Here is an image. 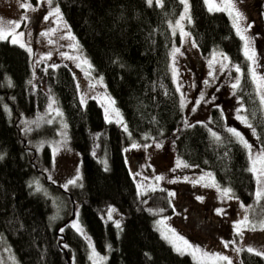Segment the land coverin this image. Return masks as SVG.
Masks as SVG:
<instances>
[{"label":"trees","instance_id":"16d2710c","mask_svg":"<svg viewBox=\"0 0 264 264\" xmlns=\"http://www.w3.org/2000/svg\"><path fill=\"white\" fill-rule=\"evenodd\" d=\"M53 1L77 49L92 72L103 78L130 139L105 119L96 99L81 102L71 67L41 64L33 86L28 54L0 42V234L19 264H91L93 248L107 255L104 264H197L174 252L155 230V221L174 215V205L169 189L138 192L126 154L136 142L159 144L162 158L182 161L187 173L209 172L219 185L231 189V199L249 207L251 223L264 220V197L256 199L257 182L248 171L246 151L228 131L235 129L264 150V113L243 42L229 17L210 12L203 0H190L186 29L197 53L227 55L230 63L223 77L232 76L239 66L240 84L208 112L186 120L170 64L171 52L181 42L169 27L181 13L179 0H163L161 5L147 0ZM50 98L61 109L70 145L79 156L80 184L67 189L46 181L43 174L52 160L48 146L39 147L54 133V125L43 119ZM238 116L246 117L252 127ZM39 175L47 190L33 188ZM174 188L194 197V189ZM73 209L84 234L71 227L74 220L61 227ZM109 209L117 212L119 227L108 219ZM177 229L213 250L205 236ZM238 257L240 264H264L262 256L248 250L239 251Z\"/></svg>","mask_w":264,"mask_h":264},{"label":"rangeland","instance_id":"374dc122","mask_svg":"<svg viewBox=\"0 0 264 264\" xmlns=\"http://www.w3.org/2000/svg\"><path fill=\"white\" fill-rule=\"evenodd\" d=\"M179 1L182 5L181 13L178 18L169 22V27L171 32L180 38L181 42L179 46L174 48L179 49L175 57H173V51L171 52L170 64L172 78L173 69H175L176 75L173 81L177 89L180 105L183 103L184 118L190 120L197 112L205 114L219 100L232 96L236 91V89L234 90L232 88V84L236 82L239 74L235 72L232 74L233 77H223L230 63L227 55L228 60L224 61L223 56L225 54L218 51L205 57L197 53L196 47L186 29L189 23L190 0H187L189 6L188 16L183 20L180 18L184 15V4L181 0ZM203 1L205 3V0ZM27 2L32 5V8L25 10L20 7V0H0V24H3L10 30L11 26L9 22H19L20 27L16 29V32L23 33V36H19L18 38L25 47H20L19 43L13 44L11 37L0 40V42L8 41L10 44L20 47L28 54L31 76L34 78L32 85L36 86L37 84L36 71L37 67L41 64L71 67L75 71V78L77 85H79L78 89L83 101L89 98L96 99L101 104L104 113L105 109L109 108V119L107 121L117 124L125 133L126 137L130 139L128 130H125V128L127 129L126 124L115 103L109 106V99L111 101L114 100L107 92L103 78L97 77L92 72V66L88 67V65L83 63L84 60L88 61V59L77 49L76 40L72 36L61 14L59 19L56 15H49V13H53L57 8L54 1L27 0ZM162 2L163 0H159L158 4L157 0H152L151 3L161 5ZM213 2L217 5H222V0H213ZM234 3L236 9L244 17L240 21L239 27L257 54L255 65H252L248 61L249 71L250 68L254 67L256 75L264 77V0H234ZM205 5L208 9L209 6L206 3ZM221 12H224L229 17L233 25V17L229 15V12L227 10ZM45 16H48V19H44ZM177 21H180V27H177ZM234 29L237 34L235 27ZM182 32L187 35H182ZM42 33H47V35H42ZM69 33L71 34V38ZM242 42L244 47L245 42L243 40ZM214 56L215 62L210 65V61H213ZM225 63L227 67L221 70V65ZM88 64H90L89 61ZM210 72L211 75H209ZM254 85L257 92V85L255 83ZM201 94H203V100H200ZM261 94H264V89L261 90ZM197 100H200L198 105L196 104ZM53 101V98H50L45 113L46 118L44 117L43 119H46L47 122L51 121L48 124L54 125V133L51 137L43 139L39 143V147L42 145L48 146L52 158L51 167L45 170L43 174L46 175V181L67 189L70 185L67 188L64 185L67 184L68 180L75 179L77 169H79L80 175L79 156L70 145L63 113L58 104L55 101L53 103ZM50 104L52 105L51 108H49ZM113 108L119 112V116L112 111ZM193 108H195V111H193ZM56 110H59L62 115H58ZM262 110L264 113V108ZM247 142L252 145L251 155H257L260 151L256 148L253 141L249 138ZM135 144L138 147L133 148V144H131L127 148L126 154L129 158L138 192L144 194L152 190L169 189L168 191L172 193L171 197L175 210L174 215L155 221L154 227L174 252L189 256L197 264H227L226 261L215 259L216 256H227L232 261V264H240L238 257L239 251L252 248L254 249L253 252H264V230L258 227L260 223H251L252 221L249 219V207H242L241 204L231 199V195L230 198L223 197L215 187L205 186L210 185L213 179L212 175L211 177L208 176L210 174L209 172L205 171L202 173L196 171V174L194 172L187 173L189 170L183 164V167H177V162L180 160L169 162L162 158L160 146L157 147L159 144L154 143L147 147L143 146V143L136 142ZM37 149L39 150V148ZM54 149H56L55 155H53ZM245 151L249 160V152L247 149ZM40 176L36 177L32 182L35 190H37L38 186L41 190H44L43 186L45 182ZM157 177H162V179L157 180ZM214 181L219 185L215 179ZM78 184H80V179L74 185ZM178 186L194 189L193 194L195 198L191 197L189 193H185L184 189L174 188ZM219 187L221 189L224 188L221 185ZM259 187L260 185L257 184V190ZM45 189L47 190L48 188L45 187ZM54 190L56 194H60L59 190ZM201 192H204L206 196L201 197L197 195V193ZM197 196L202 198L198 202L194 200H198L196 198ZM52 199L55 200L56 198ZM66 202L68 203L69 209H71L68 199H66ZM210 209L212 210L211 212ZM217 210L222 211L218 214ZM111 216L112 219L109 220L113 221L116 225L119 224L117 212H112ZM245 216L248 217L249 224L247 227H242L240 234H237L234 225L242 221ZM198 219H200V224ZM74 222L78 223L77 220H74L72 224ZM252 225H257L255 230H253ZM176 227L193 234L196 238L200 235L205 236V243H210L213 250L204 247L205 244L201 246L192 241ZM169 229L172 231H169ZM173 232L175 236H173ZM165 236L168 239H165ZM176 237H182L192 248L185 250L183 253L177 252L174 245L183 247V242L182 240L176 239ZM234 237H237V241L233 240ZM225 242L228 243L227 247H225ZM93 249L89 257L92 255ZM194 249H199L200 251L194 253ZM95 253L97 254L94 258L96 264H104L107 255L104 257L96 251ZM262 257L264 258V256ZM90 263L93 264V259H90ZM0 264H19L9 245L4 242L1 234Z\"/></svg>","mask_w":264,"mask_h":264},{"label":"snow or ice","instance_id":"6c2138e0","mask_svg":"<svg viewBox=\"0 0 264 264\" xmlns=\"http://www.w3.org/2000/svg\"><path fill=\"white\" fill-rule=\"evenodd\" d=\"M148 2L151 4L152 0H148ZM181 2L184 4V15H182L180 19L183 20V19H185V17L188 16L189 6H188V3H187V0H181ZM157 3L159 4V0H157ZM205 3L209 6L208 10L210 12L211 11H223V10H227L229 12V15L233 17V27L236 28L237 35H239L240 38L245 42L244 43V55L247 58V60L251 62L252 65H255L256 64V55L257 54H256V51L250 46V41L243 34V31L239 27V23H240V21L242 19H244V17L242 15V13L239 10L236 9L234 0H222V5L215 4L213 2V0H205ZM20 7L22 9L28 10V9L32 8V5L30 3H28L27 0H20ZM49 15H56L57 18L59 19L60 18V9L56 8L55 11L53 13H49ZM44 19H48V16H45ZM189 22H191L190 18H189ZM9 24L11 26L10 30H8V28H6L3 24H0V40H5V39H8L9 37H11V42L13 44L19 43L20 47H25V45L18 38L19 36H23V33H17L16 32V29H18L20 27V23L19 22H9ZM177 27H180V21H177ZM42 35H47V33H42ZM182 35H187V34L182 32ZM69 36L71 38V34L70 33H69ZM29 51H31V49H29ZM177 52H179L178 48L173 50V57H175V54ZM223 60L227 61L228 57L226 55L223 56ZM214 62H215V56L213 57V61H210V65L212 63H214ZM83 63L88 65V67H91V65L88 64L87 60H84ZM226 67H227L226 63L222 64L221 65V70H223ZM235 71L237 73L240 72L239 66H236ZM250 72H251V75H252L253 82L257 85V93H258L259 98H260L261 108H264V94H261V90L264 89V77L257 76L254 67L250 68ZM175 75H176L175 69H173V78L174 79H175ZM209 75H211V72L209 73ZM205 83H207V81H205ZM239 84H240V78H239V76H237L236 82L232 84V88L234 90L237 89L239 87ZM78 87H79V85H78ZM200 100H203V94H201ZM200 100L196 101L197 105L200 103ZM81 102L82 103L84 102L83 98H82ZM53 103H54V101H53ZM114 103H115L114 101H111L109 99V106H111ZM51 106L52 105L50 104L49 108H51ZM181 106L183 107V103H182ZM240 110L242 111L243 109L241 108ZM56 111H57L58 115H62V113H60L59 110H56ZM112 111L115 112V114L117 116H119V112L116 111L114 108L112 109ZM193 111H195V108H193ZM108 112H109V108H106L105 109V119L106 120L109 119ZM238 119H240L246 126H248L250 128L252 127V125L248 122L246 117L238 116ZM48 122L51 123V121H48ZM118 122H120V121H118ZM65 127H66V125H65ZM125 130L127 131L126 128H125ZM252 130H253V133L255 134V129L253 128ZM228 131L230 133H232L234 136H236L239 139V142L243 145V147L245 149H247L248 152H249L250 167L248 168V171H250L253 174V176L256 179L257 184L260 185V187L258 188V190H257V192L255 194L257 201H259L261 199V197H264V179H262V178H264V150H261L257 155L252 156L251 155L252 145L249 144L244 139V137L238 131H236L235 129L229 128ZM212 135H213V137L216 140L220 139V137L217 136L215 132H213ZM132 147L136 148V147H138V145L133 143ZM145 147H147V146H145ZM157 147H159V145H157ZM55 152H56V149L53 150V155H55ZM104 163H105V170H107V162L105 161ZM180 166H182V162L178 161L177 162V167H180ZM183 166H187V165H183ZM208 176L211 177V174H208ZM79 179H80L79 169H77V175H76L75 179L68 180L67 184H65L64 187L67 188L68 185H74L76 183V181L79 180ZM159 179H162V177H157V180H159ZM205 186L215 187L217 189V191L220 192V194L223 197H229L230 198L231 189L230 188L221 189L219 187V185H217L215 183L214 178L211 180V184L210 185H205ZM40 190L41 189L38 186L37 187V191H40ZM170 195H172V193H170ZM198 199H202V198L198 197ZM114 211H115V209H109L108 219H112L111 213L114 212ZM217 211H218V214H219V212L222 211V210H217ZM248 224H249L248 217L245 216L242 221H240V222H238L237 224L234 225V229H235L236 233L240 234L241 228L242 227H247ZM71 226L73 228H75L77 232H80L81 234H84L83 233V229L80 227V225L78 223L74 222ZM117 227H119V224H117ZM256 227H257V225H252L253 230H255ZM258 227L261 230H264V220H262L260 222ZM61 231H63V229H61ZM169 231H172V230L169 229ZM173 236H175L174 232H173ZM165 239H168V237L165 236ZM176 239L182 240V242H183V247H178V246L174 245L175 250L177 252L183 253L185 250H188V249L192 248V246L186 240H183L182 237H176ZM227 246H228V243L225 242V247H227ZM89 247H92L90 239H89ZM193 251L195 253V252H199L200 250L199 249H194ZM248 251L249 252H253L254 249L248 248ZM96 255L97 254L95 253V250L93 249L92 255L89 257V259H93V264H96V261L94 259L96 257ZM255 255L264 256V252L256 251ZM215 259L226 261L227 264H232V261L227 256H216Z\"/></svg>","mask_w":264,"mask_h":264},{"label":"water","instance_id":"95a60500","mask_svg":"<svg viewBox=\"0 0 264 264\" xmlns=\"http://www.w3.org/2000/svg\"><path fill=\"white\" fill-rule=\"evenodd\" d=\"M46 178V177H45ZM60 190H61V188H60ZM75 208V207H74ZM74 209H73V211H72V216L68 219V220H66L63 224H62V226L61 227H65L66 225H68L69 223H71V221H73L74 219H75V215H74Z\"/></svg>","mask_w":264,"mask_h":264}]
</instances>
